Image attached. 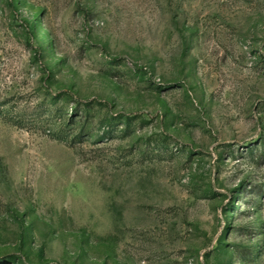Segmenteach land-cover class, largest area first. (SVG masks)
<instances>
[{"label":"rangeland","instance_id":"1","mask_svg":"<svg viewBox=\"0 0 264 264\" xmlns=\"http://www.w3.org/2000/svg\"><path fill=\"white\" fill-rule=\"evenodd\" d=\"M0 264H264V0H0Z\"/></svg>","mask_w":264,"mask_h":264}]
</instances>
